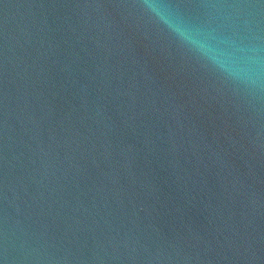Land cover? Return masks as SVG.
<instances>
[{
	"label": "water",
	"instance_id": "obj_1",
	"mask_svg": "<svg viewBox=\"0 0 264 264\" xmlns=\"http://www.w3.org/2000/svg\"><path fill=\"white\" fill-rule=\"evenodd\" d=\"M156 2L264 57V0ZM0 264H264V91L142 0H0Z\"/></svg>",
	"mask_w": 264,
	"mask_h": 264
},
{
	"label": "clouds",
	"instance_id": "obj_2",
	"mask_svg": "<svg viewBox=\"0 0 264 264\" xmlns=\"http://www.w3.org/2000/svg\"><path fill=\"white\" fill-rule=\"evenodd\" d=\"M142 7L174 33L181 46L187 47L189 51L226 73L233 82L246 87L252 93L264 91V57L259 54L258 49L253 48L243 53L247 57V64L225 59L195 38L189 29L171 21L166 10L156 0H142Z\"/></svg>",
	"mask_w": 264,
	"mask_h": 264
}]
</instances>
